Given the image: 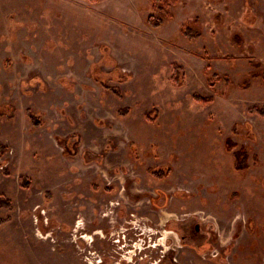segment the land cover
<instances>
[{
  "label": "rangeland",
  "instance_id": "rangeland-1",
  "mask_svg": "<svg viewBox=\"0 0 264 264\" xmlns=\"http://www.w3.org/2000/svg\"><path fill=\"white\" fill-rule=\"evenodd\" d=\"M196 223L181 259L264 264V0H0V264H171Z\"/></svg>",
  "mask_w": 264,
  "mask_h": 264
},
{
  "label": "flooded vegetation",
  "instance_id": "flooded-vegetation-1",
  "mask_svg": "<svg viewBox=\"0 0 264 264\" xmlns=\"http://www.w3.org/2000/svg\"><path fill=\"white\" fill-rule=\"evenodd\" d=\"M131 181H133V180H131ZM135 182H136V180H135ZM133 183H134V181H133ZM123 188H124V191H126L125 189H127L126 188V186H123ZM134 188H135V192H134V190L132 189V188H129V195L130 194H134V196H133V198H132V200H130L131 201V205L132 206H137V205H141V208H146L145 210H146V213H149V208H148V202H150L152 199L150 198L149 200L148 199H145V198H143V199H140V197H142V195L144 194V193H148V191H146V188H144V187H138V186H134ZM128 193H127V195H128ZM127 196L128 198H130V196ZM151 203H152V205H153V207L155 208V209H153L152 211L155 213V214H158L159 213V208H162L163 206H162V202H160V200L157 202V200L155 201V202H152L151 201ZM118 204H121L119 201H118ZM142 212V211H141ZM143 213V212H142ZM132 214L134 215V216H136L135 217V219H127L126 220V222L127 223H129L130 225H131V227H132V230H130V231H126V229H128V227L130 226V225H126V226H124V224L125 223H121V225L120 226H115L114 225V231H113V235H116L117 234V231L120 229L121 230V232H118V234L117 235H121L122 233H123V235L125 236V232H127L129 235L127 236L128 237V241L126 242V243H123V248H124V251L123 252H125V251H127V252H131L132 251V249L133 248H130V247H126V244L128 245V246H133V243H134V241L135 240H137L138 239V241H137V243H139V242H141V243H143L144 244V236L145 235H143V226L144 225H146V226H148V224H149V220H150V218H145V220L143 219V218H139L140 216H143V215H140V216H138V215H136V213L133 211L132 212ZM160 214V213H159ZM190 214V213H189ZM160 217V216H159ZM158 217V218H159ZM160 219V218H159ZM99 223H98V225L101 227V224H102V219H101V217L99 218ZM109 221H111L110 219L109 220H107V222H109ZM177 222V221H179V222H181L182 224H185V221H186V218H180L179 217V215L176 213V218H174V219H168L167 220V222L169 223V222ZM246 221V220H245ZM153 224V226L155 225V226H157V228H159V225H160V223L158 222V220H157V222H153L152 223ZM163 224V223H162ZM106 227L107 226H105V227H101L102 228V230L101 229H99V231L97 232L98 233V235L100 236L101 234H103L102 232H104V229H106ZM163 228H165L164 226H163ZM188 228V227H187ZM192 230L191 231H189V229L187 230L186 228H185V231H180L179 232V230L177 231V230H174V231H170V232H173V237L171 238V237H169L170 239H171V242H167V240H168V237H165L164 238V234L162 233V231L159 229L157 232H158V235H157V238H156V241L157 240H160V239H162V238H164L163 240H164V242H163V240L161 241V244L162 243H164V244H162V246H164V247H168V248H172L173 249V251H174V254L177 256V257H174V258H170V261H171V264H190V262L188 261V259H185V258H183V259H181V254L184 252H187L188 251V246L189 245H191L192 246V244L193 243H190V241H192V242H197V239L198 240H204V243L203 244H205V245H210L211 246V244H214L215 243V239H214V235H213V233H212V235L210 236V238H209V240L208 241H206L205 239H203V238H201L200 236H201V234H200V231L202 230V226H201V224H199V223H196L194 226H193V228H191ZM139 233V234H138ZM153 234V233H152ZM135 235H137V236H135ZM135 236V237H134ZM222 236V235H221ZM101 237V236H100ZM135 238H137V239H135ZM116 240V239H115ZM219 240V234H218V237H217V239H216V241H218ZM119 241H121V239H119ZM148 239H147V237H146V243H145V245L146 244H148ZM177 241V242H176ZM117 243V242H116ZM200 246H202V244L200 245ZM213 246H215V248H216V245H213ZM122 247V246H121ZM123 248H121V249H123ZM193 249L195 250L196 249V252H197V248L196 247H194L193 246ZM213 249L214 248H212L211 250H210V252H208L205 256H204V258L206 259L207 257L209 258L210 257V254H211V251H213ZM215 251V250H214ZM117 253L119 254L120 252H118V250L117 249H114V253H113V255H112V251L109 253V254H111V256H113V259L115 260V258H116V256H117ZM198 253V252H197ZM212 255H214V253L212 254ZM163 256H165V255H163ZM162 256V257H163ZM123 257H125L124 256V254L122 253V256L120 257V260L121 261H124L125 262V260H123ZM162 257H160L159 258V260L161 261V264H162V262H165L168 258H162ZM104 258V257H103ZM105 259V258H104ZM191 261H192V259H191ZM100 262L101 263H104L105 261L103 260V259H101L100 260Z\"/></svg>",
  "mask_w": 264,
  "mask_h": 264
},
{
  "label": "trees",
  "instance_id": "trees-1",
  "mask_svg": "<svg viewBox=\"0 0 264 264\" xmlns=\"http://www.w3.org/2000/svg\"><path fill=\"white\" fill-rule=\"evenodd\" d=\"M195 98H197V100H203V101H210L211 97H201V96H195Z\"/></svg>",
  "mask_w": 264,
  "mask_h": 264
}]
</instances>
